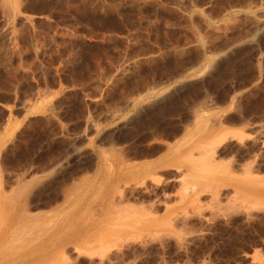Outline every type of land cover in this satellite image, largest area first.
Masks as SVG:
<instances>
[{
  "label": "rangeland",
  "instance_id": "1",
  "mask_svg": "<svg viewBox=\"0 0 264 264\" xmlns=\"http://www.w3.org/2000/svg\"><path fill=\"white\" fill-rule=\"evenodd\" d=\"M0 264H264V0H0Z\"/></svg>",
  "mask_w": 264,
  "mask_h": 264
},
{
  "label": "bare ground",
  "instance_id": "2",
  "mask_svg": "<svg viewBox=\"0 0 264 264\" xmlns=\"http://www.w3.org/2000/svg\"><path fill=\"white\" fill-rule=\"evenodd\" d=\"M208 158H207L208 162L202 164L201 166L193 167L187 170V175H185L186 179L184 178L186 184V186L185 185L184 186L186 188L191 187L196 189L195 187L202 186L206 182V180L209 179L211 175L214 173L215 163L212 162L213 161L212 156L211 157L208 156Z\"/></svg>",
  "mask_w": 264,
  "mask_h": 264
}]
</instances>
